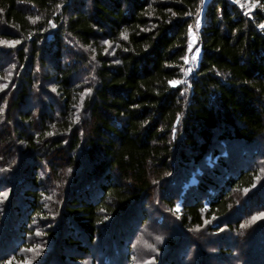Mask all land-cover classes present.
Wrapping results in <instances>:
<instances>
[{
	"label": "trees",
	"instance_id": "trees-1",
	"mask_svg": "<svg viewBox=\"0 0 264 264\" xmlns=\"http://www.w3.org/2000/svg\"><path fill=\"white\" fill-rule=\"evenodd\" d=\"M261 25L264 0H0V264H264Z\"/></svg>",
	"mask_w": 264,
	"mask_h": 264
},
{
	"label": "rangeland",
	"instance_id": "rangeland-1",
	"mask_svg": "<svg viewBox=\"0 0 264 264\" xmlns=\"http://www.w3.org/2000/svg\"><path fill=\"white\" fill-rule=\"evenodd\" d=\"M205 1H208V0H205ZM197 36H196V33H194V32H192V38H191V45H190V48L192 49V54H191V59H190V61H189V64H190V67L188 68V73H189V71H191V69H192V66L194 65V64H197L198 63V61H199V57H200V55H201V50H200V47H199V45L197 44ZM3 63L4 62H7L8 61V57H7V55L6 56H3V58H2V60H1ZM1 129H2V126H0V131H1ZM3 133V132H2ZM194 179V178H193ZM6 194V193H5ZM180 210H181V206H178L177 207V211L178 212H180ZM211 242V241H210ZM234 240H233V238L231 237V236H227V238H222V239H220L219 241H213V244H216V245H219V244H226V245H228V244H230V243H232V244H234ZM236 243V242H235ZM29 254L27 253V256H28ZM238 254H236V257H238L237 256ZM30 256V255H29ZM226 258L227 259H225V260H231V257L229 256V255H227L226 256ZM27 261H26V263L25 264H34L35 263V261L33 260V258L31 257V259H29V258H27L26 259ZM225 260H223V261H221V260H219V259H217V258H214V260H213V262L215 263V262H220L221 264H223L224 263V261ZM235 262L237 261V260H234ZM137 262H138V264H140V262H141V260H137ZM225 262H227V261H225ZM228 264L230 263V262H227ZM248 263V262H247ZM249 264V263H248Z\"/></svg>",
	"mask_w": 264,
	"mask_h": 264
},
{
	"label": "snow or ice",
	"instance_id": "snow-or-ice-1",
	"mask_svg": "<svg viewBox=\"0 0 264 264\" xmlns=\"http://www.w3.org/2000/svg\"><path fill=\"white\" fill-rule=\"evenodd\" d=\"M202 2H203V0H202ZM261 27L264 28V25H261ZM190 28H191V26H190ZM14 43H18V41L14 42ZM106 43H108V42H106ZM182 82L183 81H169V83L172 85H175L177 83H182ZM88 91H90V89ZM261 215H264V214H261ZM157 239H160V237H157Z\"/></svg>",
	"mask_w": 264,
	"mask_h": 264
}]
</instances>
